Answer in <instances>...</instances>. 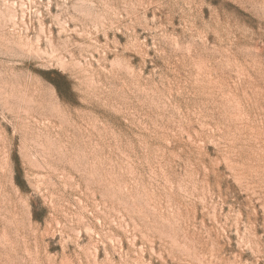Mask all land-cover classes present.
Listing matches in <instances>:
<instances>
[{"label": "rangeland", "instance_id": "rangeland-1", "mask_svg": "<svg viewBox=\"0 0 264 264\" xmlns=\"http://www.w3.org/2000/svg\"><path fill=\"white\" fill-rule=\"evenodd\" d=\"M0 264H264V0H0Z\"/></svg>", "mask_w": 264, "mask_h": 264}]
</instances>
